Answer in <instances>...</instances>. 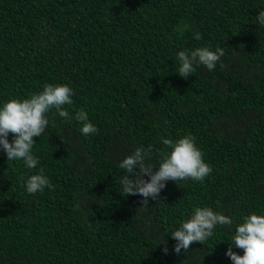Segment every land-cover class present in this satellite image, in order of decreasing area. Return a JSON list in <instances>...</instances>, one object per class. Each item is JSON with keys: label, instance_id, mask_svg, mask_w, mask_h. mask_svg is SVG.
<instances>
[{"label": "trees", "instance_id": "1", "mask_svg": "<svg viewBox=\"0 0 264 264\" xmlns=\"http://www.w3.org/2000/svg\"><path fill=\"white\" fill-rule=\"evenodd\" d=\"M261 10L264 0H0V106L45 84L74 92L73 119L51 109L33 138L37 168L0 148V264H232L236 226L264 215ZM199 47L223 48L224 67L179 77L177 53ZM80 109L97 133H81ZM188 134L212 168L203 182L168 181L163 203L146 207L120 195L125 157L151 145L146 162L158 164L162 139ZM41 169L54 189L29 194L21 177ZM205 206L232 226L176 255L170 233Z\"/></svg>", "mask_w": 264, "mask_h": 264}, {"label": "clouds", "instance_id": "2", "mask_svg": "<svg viewBox=\"0 0 264 264\" xmlns=\"http://www.w3.org/2000/svg\"><path fill=\"white\" fill-rule=\"evenodd\" d=\"M256 19L264 26V10L259 12ZM195 39H201L199 32L195 33ZM224 54V49L220 47L215 50L199 47L191 51H179L177 74L183 79H188L196 71L197 66L203 65L209 71L214 70L217 63L224 67L221 61ZM73 95V89L66 84H45L42 91L32 94L27 99L13 98L0 106V148L6 154L7 160H22L27 168H37L39 159L32 152L36 143L33 138L40 137L45 132L49 124L46 114L51 109H55L63 119L69 121L73 119L64 107L73 104ZM74 119L82 124L80 131L83 135L97 133L98 129L89 121L84 109L76 111ZM9 133L12 134L11 142L8 140ZM162 143L170 151L162 153L163 158L158 164L146 162L152 153L151 145L147 148H136L131 155L121 161L119 167L127 173L119 181L121 196L139 195L141 206L146 207L149 199L158 201L166 182L175 183L187 179L203 182L211 174L212 168L204 162L203 153L196 146L195 137L192 135L182 136L175 141L163 138ZM154 165H158L155 171ZM21 180L29 194L43 192L45 188L54 189V185L44 175L42 169L26 180L21 177ZM158 203L163 202L160 200ZM232 224L233 220L230 217L210 207H195L190 218L170 233L176 242L173 245V252L180 255L182 250L188 251L193 243L204 244L213 236L216 226L231 227ZM228 245L225 255L232 264H264V215L250 214L244 217L243 222L236 226L232 242ZM233 246L243 250V254L234 252ZM162 251L168 254L166 242Z\"/></svg>", "mask_w": 264, "mask_h": 264}]
</instances>
